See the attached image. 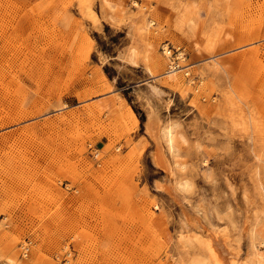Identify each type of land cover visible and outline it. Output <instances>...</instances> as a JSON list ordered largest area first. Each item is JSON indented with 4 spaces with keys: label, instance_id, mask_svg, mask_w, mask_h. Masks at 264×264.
<instances>
[{
    "label": "rangeland",
    "instance_id": "obj_1",
    "mask_svg": "<svg viewBox=\"0 0 264 264\" xmlns=\"http://www.w3.org/2000/svg\"><path fill=\"white\" fill-rule=\"evenodd\" d=\"M212 223L264 264V0H0V264H213Z\"/></svg>",
    "mask_w": 264,
    "mask_h": 264
},
{
    "label": "bare ground",
    "instance_id": "obj_2",
    "mask_svg": "<svg viewBox=\"0 0 264 264\" xmlns=\"http://www.w3.org/2000/svg\"><path fill=\"white\" fill-rule=\"evenodd\" d=\"M173 72H175V71L171 70L170 72H168V74H173ZM158 88L156 86H153V85H148L150 97L153 99H157L158 101H163L164 93H163V91H161ZM156 114L157 113L155 112V110H153L148 115L149 117H148V123L146 125V132L151 137V139L154 140L156 152H157L158 150L161 149L162 144L160 143L161 139H160V136L158 135L159 134V125H158L156 118H155ZM166 137H167V141H166L167 144L166 145H168V147L171 150V149H173L174 142H175V134H174L173 130L167 129ZM157 153H158V155L161 154V153H159V151ZM157 153H156V155H157ZM158 159H160V158L159 157L157 158V162H158ZM163 160H164V158H163ZM162 166H163V164H162ZM166 168H167V166H166ZM164 190H166L170 195L172 194V200L176 201L181 206V209L183 210V213L185 214V216H184L185 218L183 220V223H184L183 228L188 229V227L190 226V222L194 223L193 221H191L192 219L189 217V214L192 215L193 210L191 209V207H189V204L186 202L185 198H182L181 196H179V194L176 191H174V189L170 185H167V188L165 187ZM212 226L215 228H213L212 233L208 236V240H207L208 241L207 242V248H208L207 251L209 250V253H210L209 256L211 257L212 263L213 264H248V261H246L244 258H242L241 255H239V253H235L231 249V247H229L227 242L224 241V238L221 235V232L218 230V227L213 223H212ZM246 229L247 228H243L240 231V234H241L240 237L241 238H246V236L248 235ZM187 231H189V230H187ZM190 232L192 233V230H190ZM196 233H194V234L192 233V234L194 236H197ZM207 235H208V233L205 236L204 235H202V236H204L205 237L204 239H206ZM189 238L190 237H188V234H187V236H185V235L182 236L180 242L183 245V248L187 247L186 242L189 240ZM199 239H200V237H199ZM204 264H210V263L205 261Z\"/></svg>",
    "mask_w": 264,
    "mask_h": 264
}]
</instances>
